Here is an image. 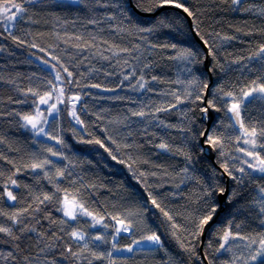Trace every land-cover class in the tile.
Segmentation results:
<instances>
[{
  "label": "trees",
  "instance_id": "16d2710c",
  "mask_svg": "<svg viewBox=\"0 0 264 264\" xmlns=\"http://www.w3.org/2000/svg\"><path fill=\"white\" fill-rule=\"evenodd\" d=\"M12 2L22 0H0V5ZM115 2L35 0L24 4L27 12L23 20L17 16L14 24H0V212L5 214L0 215V225L19 236L13 240L0 233V253L7 256L11 252L14 257L0 258V264H244L247 245L264 234V213L260 211L264 174L243 163L245 159L252 162L251 158L237 150L246 146L242 141L236 143V131L229 127L232 114L225 109L228 98L216 89L237 91L258 77L264 78V60L249 59L264 44V0H242L241 4H232L231 0H183L195 13L191 17L193 28L178 9L166 8L145 16L130 0H124L132 17L129 21L113 6ZM162 16L171 27L141 33L134 26H151ZM197 26L215 55V59L210 55V69H214L210 72L205 67L206 52L196 38ZM197 37L200 39V35ZM172 44L177 48H171ZM182 47L197 51L203 62L188 65L174 59ZM62 66L73 73L76 83L63 85L65 102L59 104L58 116L48 118L46 132L63 141L58 144L50 136H37L30 127H22L20 116L33 110L34 97L29 89L43 94L48 81L59 85L54 79L57 71L67 79ZM194 76L210 87L204 101L206 95L207 100L220 97L215 102L221 110H214L208 131L215 129L223 141V154L219 147L214 148L215 162L201 151L202 137L191 139L208 127V119L199 110L204 105L192 103L186 96V92L200 87L199 83L189 85ZM76 95L81 101L74 107L82 124L76 123L71 114L73 103L68 97ZM158 108L170 110L157 112ZM241 110L245 124L255 125L259 131L264 125V100L249 98ZM138 112L145 115L133 114ZM95 140L104 147L88 142ZM161 143L168 148H160ZM49 148L57 155L53 156ZM186 154L192 156L191 161ZM46 159L52 163L43 169L29 167ZM224 163L230 169H245V173L234 172L240 182L229 177L226 182L221 167ZM58 171L64 175H58ZM9 178L19 186L12 185ZM214 183L228 189L226 207L209 228L203 244L199 235L192 254L171 235L172 222L160 209L181 226L182 230L176 232L183 240L206 214L209 204L220 206V195L214 194L211 199L205 195ZM5 185L17 197L15 201L8 199ZM57 186L70 193L78 190L85 207L98 218L103 217L102 223L95 224L90 216H78L75 221L65 217L58 210L61 205L57 198L63 193H56ZM231 191L237 195L229 203ZM53 194L52 200L40 203L45 195ZM13 214H18V223L9 219ZM112 217L132 225L129 234L121 231L116 249L112 237L120 225ZM229 221L233 234L238 235L230 240V252H217L219 237ZM73 230L86 234L85 242L74 240L70 236ZM153 232L161 236L163 248L119 252ZM96 236H104L108 242L95 240ZM69 247L78 255L68 252ZM93 253H103L104 258L97 259Z\"/></svg>",
  "mask_w": 264,
  "mask_h": 264
},
{
  "label": "snow or ice",
  "instance_id": "6c2138e0",
  "mask_svg": "<svg viewBox=\"0 0 264 264\" xmlns=\"http://www.w3.org/2000/svg\"><path fill=\"white\" fill-rule=\"evenodd\" d=\"M35 0H22L21 3L12 2L10 4H2L0 5V24H6L11 25L14 24V22L17 19V16H19L20 20L24 19V14L27 12V8L24 7V4H31L34 3ZM227 2V0H225ZM232 4H241L242 0H231ZM107 6V5H105ZM117 7L121 14L125 17V19H128L131 21V13L130 10L126 7L124 0H116L115 4L113 5ZM133 7L137 8L140 11L152 13L155 12L157 9L160 8H166V7H174L176 9H181L184 13L187 14L189 17H194L195 13L190 10L188 6L185 5L183 0H133ZM14 9V11H13ZM110 19L114 17H109ZM92 23H95V21H91ZM137 30L141 33H152L155 32L160 27H171V24L168 22V19L166 16H162L161 18H158L155 23H153L151 26L142 27L139 24L134 25ZM196 33L197 35H200V39L203 41V43L208 46L209 54L213 56V59H215V55L212 50V46L209 45V42L207 39L204 38L203 35L200 34L198 26L196 27ZM14 40L17 38L15 36L12 37ZM31 47L35 48L37 47L36 44H32ZM164 47H169V45H165ZM171 48L176 49L177 46L175 44L170 45ZM40 51H45L43 48L40 49ZM126 51V49L124 50ZM178 54L173 57L174 59H178L181 61L187 62L188 65L196 64V63H202L203 58L198 55L197 51H194L191 48H179ZM255 57H259L261 60H264V44L260 45L259 50L255 53H253L252 57H249V59H253ZM53 60H57V57L53 56ZM45 64H48L49 62L47 60L44 61ZM53 68L56 67V65H52ZM214 70V69H210ZM62 71L67 74V79L65 80L61 76V72L57 71L55 73V81L60 82V84H55L52 81H48V90L45 91L43 94H41L38 90L34 91L32 89H29L28 91L31 93V95L34 97L32 104H33V110L31 112L25 113L20 116L21 120L24 122L22 124V127L29 128L37 135H45L50 136L48 132L45 131V128L48 124V118L53 116L54 113H59L60 109L58 108L59 104H63L65 102V87L63 85L71 86L74 82L72 80L73 73L68 70L67 67L62 66ZM188 71H191V68L188 69ZM127 78V77H126ZM143 76L140 77V80L143 81ZM153 80H156V77H152ZM139 83V81H138ZM199 83V88H193V92H195V95L193 96V92H186V96L191 99L192 103H196L199 101L203 107H201L199 110L204 115V119H208V113L210 110H215L219 112L221 110L220 107H217L216 100H218L220 97H214L213 99L207 100L205 103L204 101V94L206 90L208 89V84L203 81H199L197 77H193V80L189 82V85H195ZM93 87H98V85H93ZM140 87L143 88L144 84L141 83ZM218 93H220L222 96L228 98L225 101V109L226 113H231L232 115L229 117V119L232 121V123L229 125V127L233 128L236 131L235 140L236 143L239 145L240 142H243V145L247 147H238V151L242 152L244 156L250 157L252 161H255V163L250 162L249 160L245 159L243 161L244 164L247 165L249 169H252L254 172H259L264 174V156L261 155V151H264V125H261L259 128V131L257 130V127L255 125H246L244 118L242 116V110L241 105L245 103V101L249 100V98L252 99H260L264 100V78L258 77L257 79L252 80L247 85L240 87L237 91H225L223 87H219L216 89ZM172 95H176L175 93H172ZM69 101L73 103V111L72 116L76 120L78 124H82L83 121L79 119V117L76 114L74 104L75 102L79 101L80 97L78 95L76 96H69ZM177 101H181V97H176ZM41 106H46L42 109ZM172 107H175V105H172ZM169 108H158L156 109L157 112L159 111H169ZM45 112H47V115H45ZM134 115L144 116V112H138L133 113ZM17 115H20L17 113ZM163 121H160V124L163 125ZM167 127H170V125H166ZM187 131L191 132L192 130L189 128ZM197 137H204L205 143L213 148L219 147L221 149V154H223V141L220 139V136L216 133L215 129H213L211 132H209L206 135L205 129H200L196 134H194L191 139L195 140ZM50 139H54L57 141L58 144L63 143L62 140H60L58 137L50 136ZM89 143H96L100 144L101 147H104V145L101 143L100 140L95 141H88ZM162 149H167L168 145L161 143L159 145ZM107 151V149H105ZM203 149H201L202 151ZM49 152L52 153L53 156L57 155L56 152L52 151L51 148L48 149ZM113 159H116L115 156L112 157ZM186 159L191 161L192 156L190 154H186ZM233 159H239V157H233ZM52 163L50 160H44L43 162H33L29 167H31L32 170L36 169H43L45 164ZM223 169V174H226L227 177L231 178L233 181L240 182L238 180V177L234 175V172H240L245 173V169L243 167L240 168H234L230 169L227 163H224L221 165ZM19 171V169H17ZM185 171H187V168H185ZM58 175L63 176L64 173L62 171H58ZM10 179V182L14 186H19L17 184V181L14 179ZM242 179V178H241ZM226 192H228V189H226L224 186L214 183L212 184L207 191L205 192V195L211 199L214 194L223 196ZM261 193H264V187L260 189ZM5 193L9 200L15 201L17 197L13 194L11 190H8L7 185H5ZM56 193H63L62 196L58 197V203L61 205V207L58 209L59 211L63 212V215L65 217H68L69 220H77L78 216H90L96 223H102L103 217H97L95 216L91 211H89L84 203L82 202V197L79 191L70 193L67 190L61 189L59 186L56 187ZM53 195H45L42 200H40V203H44L45 201H50L53 199ZM237 193L235 191H231L228 193V202L230 203L232 199L235 198ZM262 200H264V197H262ZM152 203L156 207H160L159 204H156V201L153 200ZM219 204H209L207 207V212L204 216L200 217L198 222L194 224V230L188 232V235L182 240L180 236L177 235L176 230L181 229V226L175 223L173 220V217L169 215L168 212L164 211L163 208H161V212H163L164 216L167 217V219L172 222L170 224L171 229H173L171 235L176 239V241L179 243L180 247L184 249L187 252H190L192 254H195V241L198 239L199 235L203 233L204 227L209 224V222L213 219L214 214L219 208ZM260 211L264 213V204H262ZM0 215H5L4 213L0 212ZM13 221V224L18 223V214H13L9 217ZM112 219L116 220V223L120 225V227L115 228V235L112 237V247L116 249V240L117 237L120 235L121 231L128 233L132 230L131 223H126L125 220L118 219L117 217H112ZM68 221H62V223H67ZM261 223H264V221H261ZM95 226V224L93 225ZM104 227H107V225H103ZM239 227V225H237ZM231 221H229L226 225V227L223 230V234L219 237L220 243L218 248L216 249L217 252L223 250V251H231V245L230 240L236 239L237 234H233ZM31 229H21V231H30ZM182 230V229H181ZM0 233H4L11 237L13 240H18L19 236H16L12 229L10 227H5L3 225H0ZM84 233L78 232L76 230L71 231L70 236L77 241L85 240ZM190 237V238H189ZM95 240L102 241L104 243H107L108 241L104 236H96L94 237ZM243 239V237H242ZM143 240L146 242L151 243L154 246H157L158 248H163V241L161 240V236L155 232H153L150 235H147L143 237ZM141 241H135V244H139ZM251 245H258L255 248H252ZM17 248L19 245L16 246ZM84 247H87V243L84 244ZM209 247H211V244H209ZM249 248V253L247 258L244 260V264H264V234L261 235L259 240L252 239L251 243L247 245ZM119 250V249H117ZM68 252L72 253L73 256L78 255L77 253L72 252V249L69 247L67 249ZM127 251L131 252L133 251L132 246L127 247ZM94 256H96L97 259H103V253L100 255H96L93 253ZM111 254L109 253V256ZM14 258L12 256V253L9 252L7 256H5L3 253H0V258L2 259H8V258ZM89 264H91V261H89ZM235 264V262H233Z\"/></svg>",
  "mask_w": 264,
  "mask_h": 264
},
{
  "label": "water",
  "instance_id": "95a60500",
  "mask_svg": "<svg viewBox=\"0 0 264 264\" xmlns=\"http://www.w3.org/2000/svg\"><path fill=\"white\" fill-rule=\"evenodd\" d=\"M130 3H131V5H133V3H132L131 0H130ZM166 8H174V7H166ZM166 8H160V9H158V10H156L155 12H152V13H148V12H144V11H140V10H138V12H139L140 14H142V15H145V16H154V15H156L158 12H160L161 10L166 9ZM175 9H176V8H175ZM178 10L181 11L183 14L186 15V17H187L188 20H189V23H190L191 28H193L191 17L187 16V14L184 13L181 9H178ZM196 38H197V39L199 40V42L202 44V46H203V48H204V50H205V52H206L205 67H206L207 71L210 72L211 56H210V54H209L208 47L203 43V41H201V40L197 37V35H196ZM209 88H210V87H208L207 91L209 90ZM207 94H208V93H207ZM206 102H207V95H206V98H205V103H206ZM214 115H215L214 110H210V112L208 113V122H207L208 127H207V130H206V135L208 134L209 127H210V124H211V122H212V120H213V118H214ZM201 142H202V147H203V150H204L205 155H206L209 159H211L213 162H215V155H216V153H215L214 148L211 147V146H209V145H207V144L205 143V138H204V137H202ZM223 177H224V179L226 180V182H228V177L226 176V174H223ZM226 196H227V192H226L223 196H220V207H219L217 213L215 214L214 218L209 222V224L206 225V226L204 227V230H203V233H202V244H203L204 241H205V237H206V234H207L209 228L211 227V225H213V224L217 221V219H218L220 213L225 209V207H226ZM152 207H153V206H152ZM201 252H202V255L204 256L202 247H201ZM203 258H204V257H203ZM207 264H208V263H207Z\"/></svg>",
  "mask_w": 264,
  "mask_h": 264
},
{
  "label": "rangeland",
  "instance_id": "374dc122",
  "mask_svg": "<svg viewBox=\"0 0 264 264\" xmlns=\"http://www.w3.org/2000/svg\"><path fill=\"white\" fill-rule=\"evenodd\" d=\"M80 101H81V99H79V101L75 102L74 106L79 105ZM58 108H59V105H58ZM75 111H76V110H75ZM76 114H77V111H76ZM56 116H58V114H57V113H54L53 116H51V117H49V118L51 119V118H54V117H56ZM75 122H76V120H75ZM76 123H77V122H76ZM45 131H46V128H45ZM40 136H43V137H45V138H48V136H45V135H43V134H41ZM246 147H247V146H246ZM251 161H252V159H251ZM252 163H255V161H252ZM94 223L98 225V223H96V222H94ZM130 232H131V231H130ZM130 232H128L127 234H129ZM124 233H125V232H124ZM85 240H86V239H85ZM85 240H82L81 242H85ZM137 241H141V242H140L139 244H135V243L132 244V247H133V249H135V250H136V249H142V248H154V247H156V246L152 245L151 243L144 241L143 239H141V240H137ZM113 251H114V250H113ZM119 252H120V253H130L129 251H127V248L122 249V250H120ZM109 253L112 255V251H110ZM111 255H110L109 257H111Z\"/></svg>",
  "mask_w": 264,
  "mask_h": 264
}]
</instances>
